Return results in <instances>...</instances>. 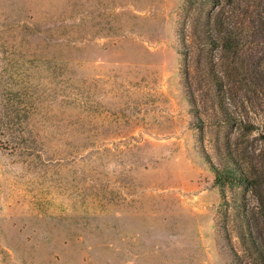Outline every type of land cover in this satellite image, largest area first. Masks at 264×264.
Returning a JSON list of instances; mask_svg holds the SVG:
<instances>
[{"label":"rangeland","instance_id":"obj_1","mask_svg":"<svg viewBox=\"0 0 264 264\" xmlns=\"http://www.w3.org/2000/svg\"><path fill=\"white\" fill-rule=\"evenodd\" d=\"M183 7L0 0V264H233L242 190L187 92Z\"/></svg>","mask_w":264,"mask_h":264},{"label":"trees","instance_id":"obj_2","mask_svg":"<svg viewBox=\"0 0 264 264\" xmlns=\"http://www.w3.org/2000/svg\"><path fill=\"white\" fill-rule=\"evenodd\" d=\"M183 4L187 92L194 104L201 101L199 114L211 113L205 125L225 129L229 180L242 190L235 226L240 248L229 246L228 258L233 264H264V150L256 152L255 141L248 140L257 126L241 115L243 95L264 91V0ZM216 182L223 183L219 174Z\"/></svg>","mask_w":264,"mask_h":264}]
</instances>
